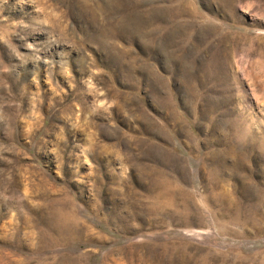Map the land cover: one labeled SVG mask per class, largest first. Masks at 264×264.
Returning <instances> with one entry per match:
<instances>
[{"label":"rangeland","instance_id":"rangeland-1","mask_svg":"<svg viewBox=\"0 0 264 264\" xmlns=\"http://www.w3.org/2000/svg\"><path fill=\"white\" fill-rule=\"evenodd\" d=\"M0 264H264V0H0Z\"/></svg>","mask_w":264,"mask_h":264}]
</instances>
